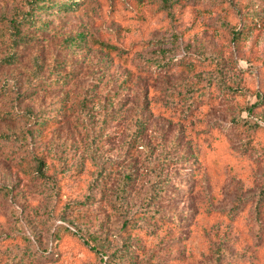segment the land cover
I'll use <instances>...</instances> for the list:
<instances>
[{
	"label": "rangeland",
	"instance_id": "obj_1",
	"mask_svg": "<svg viewBox=\"0 0 264 264\" xmlns=\"http://www.w3.org/2000/svg\"><path fill=\"white\" fill-rule=\"evenodd\" d=\"M77 1L0 64V264H264V0Z\"/></svg>",
	"mask_w": 264,
	"mask_h": 264
},
{
	"label": "trees",
	"instance_id": "obj_2",
	"mask_svg": "<svg viewBox=\"0 0 264 264\" xmlns=\"http://www.w3.org/2000/svg\"><path fill=\"white\" fill-rule=\"evenodd\" d=\"M163 1L166 2L167 0ZM29 2H31L32 4L29 10L16 8L11 13H5L3 15L6 37L9 39L10 45L13 47V49L10 53L0 58V64L12 65L18 63L20 54L17 52L15 47L20 43H28L30 41L31 35L27 32L26 29L35 24V15L39 13L43 14L47 9H52L54 7L63 10H73L76 9V7L80 4L77 0H29ZM250 29L252 28H249L247 26L244 28L240 27L238 29L232 30L233 40H240L241 38L245 37L246 30L248 31ZM99 45L104 46L108 51L113 52L114 55L119 58L124 64L128 63L130 56L125 52L124 49L103 42H101V44L99 42ZM31 64L32 66L29 70L28 77H26V81L30 85H37L38 82L42 80V62L38 55H34L32 57ZM12 82L14 81L8 79H5L2 82V84L0 85V95H5L14 88ZM10 115L11 113L9 114V116ZM14 115L15 116L13 117L15 118L20 117L21 119H23L25 121V124L27 123V127H32L31 129H29V131L33 132V128H35V130L42 136H46L47 130L58 123V121L54 118H38L40 116L34 113L31 108H26L22 112H16ZM147 121L148 118L146 117L143 123H147ZM10 139H17V137L11 134H0V140ZM42 165L43 160L41 158H36V164L33 168L29 167L28 162L25 163V167L29 169L28 171H32L33 173H35V176L48 177V175L42 174ZM125 223L126 222L124 220L122 225L124 226Z\"/></svg>",
	"mask_w": 264,
	"mask_h": 264
}]
</instances>
